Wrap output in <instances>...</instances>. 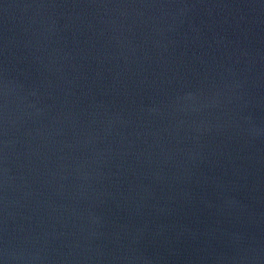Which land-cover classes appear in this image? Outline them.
Returning a JSON list of instances; mask_svg holds the SVG:
<instances>
[{
    "label": "water",
    "instance_id": "95a60500",
    "mask_svg": "<svg viewBox=\"0 0 264 264\" xmlns=\"http://www.w3.org/2000/svg\"><path fill=\"white\" fill-rule=\"evenodd\" d=\"M0 264H264V52L230 0H0Z\"/></svg>",
    "mask_w": 264,
    "mask_h": 264
}]
</instances>
